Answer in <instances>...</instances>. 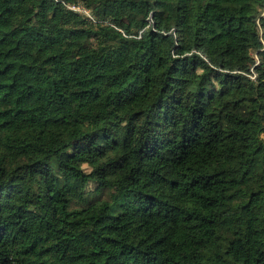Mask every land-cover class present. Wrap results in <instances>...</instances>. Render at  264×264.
Here are the masks:
<instances>
[{"label": "trees", "instance_id": "trees-1", "mask_svg": "<svg viewBox=\"0 0 264 264\" xmlns=\"http://www.w3.org/2000/svg\"><path fill=\"white\" fill-rule=\"evenodd\" d=\"M0 264H264V0H0Z\"/></svg>", "mask_w": 264, "mask_h": 264}, {"label": "built area", "instance_id": "built-area-1", "mask_svg": "<svg viewBox=\"0 0 264 264\" xmlns=\"http://www.w3.org/2000/svg\"><path fill=\"white\" fill-rule=\"evenodd\" d=\"M63 4H64L67 8H69V9L75 11V12H78V13H80V14L86 16V17H88L91 21H93L94 23H97V20H96V18L94 17V15H93V14L91 13V11H90L88 8H86L84 5H82V4H80V3H67V2H65V1H63ZM251 77H252L253 79H255V78H256V74L253 72V75H251Z\"/></svg>", "mask_w": 264, "mask_h": 264}, {"label": "rangeland", "instance_id": "rangeland-1", "mask_svg": "<svg viewBox=\"0 0 264 264\" xmlns=\"http://www.w3.org/2000/svg\"><path fill=\"white\" fill-rule=\"evenodd\" d=\"M80 4H82V3H80ZM83 5V4H82ZM254 58L257 60V55H254Z\"/></svg>", "mask_w": 264, "mask_h": 264}]
</instances>
